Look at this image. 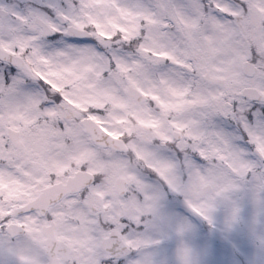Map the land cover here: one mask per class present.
Masks as SVG:
<instances>
[{"label":"snow or ice","instance_id":"obj_1","mask_svg":"<svg viewBox=\"0 0 264 264\" xmlns=\"http://www.w3.org/2000/svg\"><path fill=\"white\" fill-rule=\"evenodd\" d=\"M0 264H264V0H0Z\"/></svg>","mask_w":264,"mask_h":264}]
</instances>
